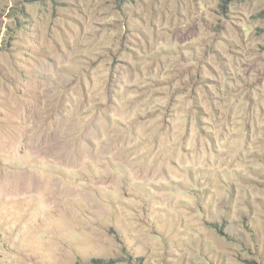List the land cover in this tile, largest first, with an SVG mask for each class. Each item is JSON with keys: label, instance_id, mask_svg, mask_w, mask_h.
Instances as JSON below:
<instances>
[{"label": "rangeland", "instance_id": "obj_1", "mask_svg": "<svg viewBox=\"0 0 264 264\" xmlns=\"http://www.w3.org/2000/svg\"><path fill=\"white\" fill-rule=\"evenodd\" d=\"M0 264H264V0H0Z\"/></svg>", "mask_w": 264, "mask_h": 264}]
</instances>
